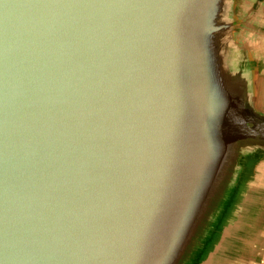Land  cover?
I'll use <instances>...</instances> for the list:
<instances>
[{
	"label": "water",
	"instance_id": "95a60500",
	"mask_svg": "<svg viewBox=\"0 0 264 264\" xmlns=\"http://www.w3.org/2000/svg\"><path fill=\"white\" fill-rule=\"evenodd\" d=\"M263 11L0 0V264H246L264 223Z\"/></svg>",
	"mask_w": 264,
	"mask_h": 264
},
{
	"label": "crops",
	"instance_id": "0c3cea01",
	"mask_svg": "<svg viewBox=\"0 0 264 264\" xmlns=\"http://www.w3.org/2000/svg\"><path fill=\"white\" fill-rule=\"evenodd\" d=\"M264 8V0H263ZM264 12V11H263ZM257 19L256 28L257 35L256 39H263L264 37V14ZM263 231L260 233V240L255 245V250L251 258L246 261V264H264V223L261 228Z\"/></svg>",
	"mask_w": 264,
	"mask_h": 264
}]
</instances>
